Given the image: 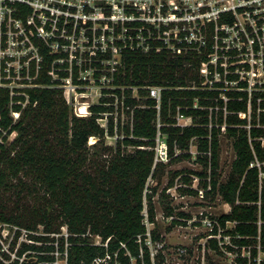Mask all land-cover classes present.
I'll return each mask as SVG.
<instances>
[{"label":"trees","instance_id":"trees-1","mask_svg":"<svg viewBox=\"0 0 264 264\" xmlns=\"http://www.w3.org/2000/svg\"><path fill=\"white\" fill-rule=\"evenodd\" d=\"M234 20L232 13H223L219 24ZM214 28V23L202 27L208 45L201 49L190 48L181 53L165 48L147 53L129 49L123 54V67L115 75L118 88L110 92L124 99L125 106L133 108V121L119 125L124 137L117 151L105 162L95 159L97 156L90 150L88 141L91 136L102 140L106 134H115L113 119L109 120L107 130L97 121L103 113L114 110V98L101 97L100 103L90 106V116L72 115L62 88L57 86L59 81L52 77V64L57 55L49 49L42 50L43 70L37 79L42 86L28 90L30 101L25 108L17 103L13 105L21 111L17 121L11 113L9 91L0 87V128L7 133L18 132L9 145L0 142V223L35 232L42 225L47 234L32 236L50 243L45 247L23 245L20 256L33 249L60 251L65 254V264H95L97 258L105 259L100 264H152L143 210L146 198L149 220L155 223L153 197L157 188L151 192L145 189L148 179L156 177L165 165L153 170L154 152L141 146L154 145L160 120L162 131L168 135L171 163L191 157L190 142L194 139L198 151L195 160L203 168L190 170L191 173L199 178L205 198L214 200L219 196L231 206L230 211L215 217L224 229L223 245L217 238L209 237L206 247L220 253L223 248L235 251L237 264H264V257L259 258L264 253V84H254L249 91L248 80L235 72L236 66H230L226 73L222 60L217 65L210 62V54L215 52ZM206 64L208 77L202 74ZM243 66L250 69L249 64ZM216 72L219 80H215ZM67 74L60 71L61 76ZM207 78L213 80V85ZM225 79L238 83L226 87ZM150 85L163 88L160 112L155 108L156 100L145 89ZM132 87H138V97H134ZM222 93L227 100L221 97ZM178 111L191 116L193 123L176 125ZM221 135L232 139L235 151L231 170L223 180ZM122 145L133 146L135 150L126 152ZM175 146L181 149L178 155H175ZM181 172L173 174L169 185L174 184V178ZM182 180L191 182L186 176ZM40 190L45 204L31 211L33 220L29 218L30 213L26 216L20 209L21 199L25 192L31 196ZM185 191L198 193L192 187ZM7 192L16 196L17 207L10 204L12 200L9 201ZM165 209L167 214L173 213L170 205ZM229 222L234 223L233 227L227 226ZM63 225L70 235L58 238L55 245V238L49 237V233L61 232ZM217 232L218 226H215L213 233L207 235ZM91 235L100 236L101 243L92 241ZM226 236L233 245L226 243ZM152 239L163 241V236L153 229ZM39 259L40 264L55 261L54 256L44 254Z\"/></svg>","mask_w":264,"mask_h":264},{"label":"built area","instance_id":"built-area-1","mask_svg":"<svg viewBox=\"0 0 264 264\" xmlns=\"http://www.w3.org/2000/svg\"><path fill=\"white\" fill-rule=\"evenodd\" d=\"M120 1H122L121 5L118 4V0H106V4H109V8L113 10L101 14L102 11H99V8H103V5L96 6L94 0H77V6L74 5L77 9L67 0H0V87L9 91L11 113L15 121L20 117L21 111L14 109L13 105L17 103L24 105L22 107L25 108L30 101L28 90L42 86L37 83V79L43 70V47L49 49L51 54L57 55L53 61L51 73L53 79L59 81L57 86L62 88L64 97L69 103L72 102L74 92L78 93L94 84L101 88V97L114 96L113 111L116 112L120 109L118 105L120 97L110 91L118 88L115 84V75L123 67V54L127 50L147 53L153 49L161 51L165 48L172 53H181L190 48L201 49L208 45V37L202 27L209 23L215 24L212 36L215 52L210 54V62L214 54L220 56L215 63L211 62L214 65L218 64V60L223 61L221 56L228 55L230 56L227 61L229 65H225L223 61L226 73L229 72L230 66H236L235 72L239 73L242 79L248 80L249 91L253 90L254 84H264V82H252L247 75L256 64L257 68L261 66L264 70V0H222V5H219L217 9L207 7L202 12L205 17L202 18L203 23L198 17L194 22L195 26L192 27L190 24L188 28L184 26L191 19L186 17L183 11L167 7L163 3L164 0H158L161 5V7L158 6V12L150 13L148 16L138 9L136 2L131 9H127L124 3L129 0ZM151 1L156 2V0ZM76 12L77 17L74 15ZM223 13H232L235 17L234 22L219 24ZM242 19L246 20L245 24L242 23ZM68 20H75L77 31L82 36L80 45L77 44L75 36L73 37L65 28L69 26ZM181 22L184 25L180 26ZM99 23L106 26V29L102 31V27L97 25ZM231 31L236 34L231 35ZM159 41L162 45L155 46L154 43ZM245 64L250 65L249 70L243 66ZM60 71L68 73L67 76H61ZM215 80H219L217 72ZM209 82L213 85V80ZM224 82L226 87L235 86L238 83V81L227 79ZM121 88L124 89V87ZM132 89L133 92L137 90L138 93V87H132ZM145 89L149 91L148 96L156 100L155 108L160 112L163 88L150 85ZM221 97L227 100L224 93ZM122 101L124 104V99ZM124 106L122 105L124 110L125 107L130 108V106ZM88 108L90 110V106L84 113L80 111L81 106H79L78 115L85 117L89 114ZM176 119V125L179 126L193 123L191 116H185L180 111ZM161 126L159 120L154 145L141 146V148L153 150V170L159 165L171 162L172 159L168 135L162 131ZM0 131L7 133V130L1 128ZM0 142H3V138H0ZM180 152L181 149L175 146V155ZM196 189L198 192L201 191L203 197L205 196L204 189L200 187ZM144 202V222L148 228L146 244L150 249L153 262L155 255L151 252L152 230L148 227V224L153 222L149 220L148 205L146 201ZM169 217L170 220H183L190 225L192 223L191 220L186 219V216L181 215L177 218L175 215H170ZM202 222L209 226V233H213L215 226H218L217 234H209L208 237L217 238L220 245H223L221 237L224 229L218 220L207 216L202 219ZM163 242L157 241L161 248L164 247ZM226 243L233 245L230 237ZM181 251L186 252V248H182ZM0 258L4 260L2 255ZM104 260L97 258L95 264H100ZM0 264L3 263L0 261Z\"/></svg>","mask_w":264,"mask_h":264},{"label":"rangeland","instance_id":"rangeland-1","mask_svg":"<svg viewBox=\"0 0 264 264\" xmlns=\"http://www.w3.org/2000/svg\"><path fill=\"white\" fill-rule=\"evenodd\" d=\"M67 1L73 6H77V0ZM135 2L138 5V9L145 12L146 16H148L150 13H157L158 6L161 7L158 0H156V2H153L151 0H129L126 1L124 5L127 9H131V7H133L132 5H134L133 3ZM94 3L96 6L103 5V8H99V11H102L101 14H104L106 11L113 10L112 8H109V4H106V0H94ZM163 3L166 4V6L169 8L173 7L175 10L183 11L186 17H189L191 19V22L187 21L184 26L188 28L190 24L192 27L195 26L194 22L198 17L202 22V18H205L202 12H204L207 7H209V9L213 7L214 9H217L219 5H222V0H164ZM118 4L121 5L122 1L118 0ZM74 15L77 17V12ZM242 23L245 24L246 20L242 19ZM67 24L69 26L65 28L73 37L75 36L77 44L80 45L82 43V36H80L79 31H77L75 20H68ZM97 25L99 27H102V31L106 29V26L101 25L100 23ZM182 25H184L183 22L180 23V26ZM176 31H179V29H176ZM230 34L234 35L236 34V32L231 31ZM219 57L220 56L218 54L212 55L211 62L215 63ZM221 57H223L222 59L225 62V65L228 66L229 63L227 61L230 59V56L223 55ZM255 57L257 58L258 56ZM120 60L122 61V55L120 56ZM253 67L254 68L252 69V71L247 74L250 80L252 82H264V70L262 69V67L260 66L259 68H257V64ZM203 68L204 69L202 71V74L207 76L209 74V72L207 71V64ZM207 81H211V78H207ZM133 94L138 95L137 90H134ZM101 96V88L92 84L90 87H87L82 91H78V93L74 92L71 103H69L65 97L64 98L66 100V103L70 107L71 114L79 116L77 113V108L79 106L85 104V106L89 107L93 104H98L100 103ZM118 105L120 106L118 112L112 111L103 113L101 115L102 117L97 119L100 125L106 130L109 120L113 119L116 129L114 135L106 134L102 140H100V138L97 136L89 138L88 145L91 146L90 150L95 153V156H97L95 159L105 162V159L111 158L112 153H115L117 151L118 144L124 137V135L119 131V125L123 126L125 124L132 123L133 121V108L130 107L129 109H127L124 106V110L122 107V105H124L122 99L118 100ZM141 106L144 107L143 105ZM88 113L89 114H87L85 117L91 115V111L89 110V108ZM4 135L7 136L6 140L3 139V142L1 143L9 145L16 138L18 132L13 131L12 133H3L2 137L0 138H3ZM220 140V171L222 173L221 179L223 180L231 170V165L235 158V151L231 138L226 135H221ZM262 141L264 145V139ZM94 144L96 145L92 146ZM105 146L109 147L108 150L103 148ZM122 149L126 152H133L135 150V147L130 145H122ZM197 152V144L195 140L192 139L190 142V158H185L174 163L169 162L167 164H164L165 166L158 170L156 177H150L148 179V192H151L150 190L155 186L157 188V193L153 197V202L156 210V219L155 223H149L148 227L150 228V230L157 229V231L163 236L164 241L162 243L164 247L162 246V248L157 242L153 241L151 252L154 253L155 258L152 264H237V253L235 251H229L223 248L221 250L222 253H220L206 247L207 241L209 239L207 234L210 232V228L202 222V219L207 216L215 219V217L220 215L221 213L230 211L231 206L222 201L219 196L214 200H211L209 199V197H203V195H201V191L196 194H191L185 191V189H189L191 187L194 189L199 188V180L197 176L191 173V171H200L203 168V165L195 160ZM90 170L92 172L94 171V165H92V168L90 167ZM176 171L182 172L174 178V184L169 185V182ZM183 176L189 177L191 182L182 180ZM181 189H184V191H182ZM7 196H9V201L12 200L10 204L13 207H17V202H15L17 199L16 196L12 195L10 192H7ZM21 200L22 201L20 204V209L24 210L23 212L27 213L26 216H28L30 213L31 215L29 216V218L31 219L34 217V213H31V211H33L34 208L39 209L45 204V199H43L41 190L31 196L28 192H25L22 195ZM145 201L147 205L148 199H146ZM167 205H170V207H172V214H167V212H165V207ZM180 213L186 214V219L192 221L191 225L187 221L169 219L170 215H175L177 218H180ZM174 221H177V223L174 224ZM233 225L234 223L232 222H229L227 224L228 227H233ZM60 231L61 232L59 233H49V237L55 238V245L57 244L58 238L62 236H65L67 238L70 235L66 225L61 226ZM46 234L47 233L43 231L42 225H40L39 230L35 232L18 225L0 223V255H2L4 259L2 260L0 258V261L3 264H16V262H18L17 264H40L41 261L39 259V256L44 254L54 256V264H65V254L62 255L60 251L46 252L28 249L23 252L21 256L19 255V250L23 245H37L43 247L50 245L49 242L36 240L32 236ZM91 238L95 243H101L100 236L91 235ZM225 241L228 242L229 237H225ZM182 248H186V252H182ZM263 257L264 253L261 252L259 258ZM209 258L213 260V263L210 262ZM46 264H50V261H47Z\"/></svg>","mask_w":264,"mask_h":264},{"label":"bare ground","instance_id":"bare-ground-1","mask_svg":"<svg viewBox=\"0 0 264 264\" xmlns=\"http://www.w3.org/2000/svg\"><path fill=\"white\" fill-rule=\"evenodd\" d=\"M86 110H87V106H85V104L84 105H81V112H86ZM94 140V139H93ZM93 142V141H92Z\"/></svg>","mask_w":264,"mask_h":264},{"label":"crops","instance_id":"crops-1","mask_svg":"<svg viewBox=\"0 0 264 264\" xmlns=\"http://www.w3.org/2000/svg\"><path fill=\"white\" fill-rule=\"evenodd\" d=\"M229 205V204H228Z\"/></svg>","mask_w":264,"mask_h":264}]
</instances>
